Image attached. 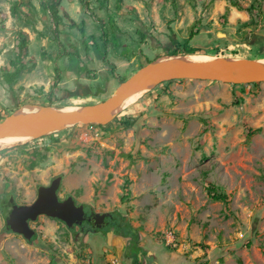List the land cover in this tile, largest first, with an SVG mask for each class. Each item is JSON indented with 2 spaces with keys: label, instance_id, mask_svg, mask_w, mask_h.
Listing matches in <instances>:
<instances>
[{
  "label": "rangeland",
  "instance_id": "obj_1",
  "mask_svg": "<svg viewBox=\"0 0 264 264\" xmlns=\"http://www.w3.org/2000/svg\"><path fill=\"white\" fill-rule=\"evenodd\" d=\"M13 1L29 23L11 16ZM41 1L52 0H0V120L26 104L47 110L101 101L158 57L264 60V0H87L88 8L60 0L59 34ZM18 30L27 33V65L12 100L1 72L16 57ZM177 43L198 51L165 55ZM71 45L79 57L66 55ZM98 86L104 92L95 95ZM57 175L60 199L72 195L92 211L124 216L139 245L158 247L165 264H264V82H163L105 124L0 148V264H104L127 241L107 243L45 215L29 223L31 240L7 232L5 195L29 204ZM210 188L228 202L212 199Z\"/></svg>",
  "mask_w": 264,
  "mask_h": 264
},
{
  "label": "water",
  "instance_id": "obj_2",
  "mask_svg": "<svg viewBox=\"0 0 264 264\" xmlns=\"http://www.w3.org/2000/svg\"><path fill=\"white\" fill-rule=\"evenodd\" d=\"M163 57L139 67L121 81L109 97L101 101L84 104L74 110H49L27 119L0 120V137L36 140L80 123L105 124L117 114L129 92L139 88L152 89L167 81L193 79L229 84L264 82V66L226 67L190 55L170 56L174 57L170 59H162ZM60 180V176H54L49 185H39L35 200L29 204H18L11 193L7 194L3 204L4 221L11 232L30 239L26 234L29 223L40 215L58 219L68 228L81 221L85 215L83 204L76 203L71 195L59 200L57 189ZM91 221L94 225H101L104 216L99 212H93ZM113 235V229H110L106 234L107 243Z\"/></svg>",
  "mask_w": 264,
  "mask_h": 264
},
{
  "label": "trees",
  "instance_id": "obj_3",
  "mask_svg": "<svg viewBox=\"0 0 264 264\" xmlns=\"http://www.w3.org/2000/svg\"><path fill=\"white\" fill-rule=\"evenodd\" d=\"M118 1H120V0H118ZM229 1L231 2L232 5H237L236 0H229ZM59 4H60V0H52L51 2L41 1L42 8L49 13V16L52 20L53 31L55 32V34H59L58 25L61 23V20H62V17L58 12L59 11L58 10ZM80 4L84 8H88L87 7L88 6L87 0H80ZM10 14L14 18H17L19 20H24L26 23H29L28 17L25 15V13H23L19 9V2L18 1H13L11 3ZM64 15H66V13ZM99 21L101 24L103 23L101 20H99ZM105 35L106 34L104 33V31H102V36H105ZM192 35H193V33H192ZM15 41H16V43H15L16 57L8 62V66L10 69L7 67H3L2 72H1V76L3 78V81L6 84V86L8 87L9 91L11 92V99L12 100L16 99V96L14 94V90L12 88V84L15 81V78L18 77V75L21 73L22 70H24L26 68V65H27V62L24 61V59H23L25 56V53L27 51V44H28L27 33L23 30H18L16 32V35H15ZM197 51H198V49L196 47H190V46H187L186 44L181 45L179 43H177L174 46V48H172L170 50L164 49L165 55H176V54H179L180 52H185V54H194ZM66 55H69V56L75 55L76 57H79L78 49L76 47H74L73 45H71L70 51L67 52ZM82 69L86 70V66L82 65ZM82 69H80V70H82ZM54 70L56 72L55 79H56V81H58L60 78V76L58 74L59 70L57 67H55ZM122 80H124V79H122ZM56 81L54 82V85L56 84ZM169 82L170 81H167L166 83H169ZM103 92H104V88L98 86L96 91H95V95L101 94ZM69 94L76 95L77 93L72 91V92H69ZM122 125H124L125 127H130L131 123H129L125 119V121L122 122ZM258 130L259 129L252 130V132L258 131ZM248 134H251V131ZM208 191L210 192V193H208V195L212 199L221 200L224 203L228 202L226 195H223L221 193H215L213 188L208 189ZM211 192H213V193H211ZM108 214L110 216L109 217V223L114 229V234L117 236H121L123 238H127L124 256L136 258L137 254L141 252V249L138 245L139 236H138L137 230L134 229L129 224V222L127 221V219L124 216L119 215L120 217L117 219L113 216V214H111V213H108ZM5 230H7V232H11L10 228L6 225H5ZM26 233H31L32 237L34 235L33 231L27 230ZM129 247H132L134 254L130 253L128 251Z\"/></svg>",
  "mask_w": 264,
  "mask_h": 264
},
{
  "label": "bare ground",
  "instance_id": "obj_4",
  "mask_svg": "<svg viewBox=\"0 0 264 264\" xmlns=\"http://www.w3.org/2000/svg\"><path fill=\"white\" fill-rule=\"evenodd\" d=\"M192 56V55H191ZM196 58H201V56L196 55L192 56ZM174 57H165L163 59H170ZM204 59V58H201ZM207 59V58H206ZM207 60L214 61L220 65L226 66V67H242V66H264V60L262 59H256L253 61H246V60H237V59H215L214 57H209ZM148 89L146 88H139L135 89L131 92H129L126 97L124 98L123 102L120 105L119 110L121 111L130 101H132L136 95L140 94L141 92H144ZM75 107H66V108H57V109H43L39 106H32V105H23L18 109V114L16 119H27L36 117L37 115L41 114L42 112L49 111V110H74ZM23 138H1L0 137V148L7 147L10 144L14 143L16 140H21ZM25 140V139H23Z\"/></svg>",
  "mask_w": 264,
  "mask_h": 264
},
{
  "label": "flooded vegetation",
  "instance_id": "obj_5",
  "mask_svg": "<svg viewBox=\"0 0 264 264\" xmlns=\"http://www.w3.org/2000/svg\"><path fill=\"white\" fill-rule=\"evenodd\" d=\"M57 176H60V175H57ZM61 177V176H60ZM52 179V178H51ZM51 179H50V181H49V183L47 184V185H49L50 184V182H51ZM60 182H61V180H60ZM59 188V187H58ZM57 191H58V189H57ZM58 195V194H57ZM6 196L7 195H5V199L3 200V202H2V206H3V204H4V202H5V200H6ZM68 196V195H67ZM66 196V197H67ZM72 196V195H71ZM65 197V198H66ZM64 198V199H65ZM59 200H63V199H60L59 198ZM74 201H75V199H74ZM76 202V201H75ZM77 203V202H76ZM78 204H82V203H78ZM83 207H84V210H85V215L82 217V219H81V221L79 222V223H77V224H74L72 227H70L71 229H75L77 226H79V228L82 230V231H84V232H87V231H90V233H98V234H100V235H104V237H106V234H107V232L110 230V229H113V227L110 225V223H109V214L108 213H106L105 215H103L104 216V221H103V223L101 224V225H94L93 223H92V221H91V218H92V214H93V212H95V211H92L91 209H90V207H87L85 204H83ZM89 223H88V222ZM86 225H89L90 226V228H85L86 227ZM29 228V227H28ZM29 230V229H28ZM113 232H114V229H113ZM27 234V233H26ZM27 235H29V234H27ZM115 235V234H114ZM30 236V239H28V240H31L33 237L31 236V235H29ZM124 260L127 262V263H129V264H134V262L135 261H137L136 260V258L135 257H124ZM129 260L131 261V263L129 262Z\"/></svg>",
  "mask_w": 264,
  "mask_h": 264
},
{
  "label": "crops",
  "instance_id": "obj_6",
  "mask_svg": "<svg viewBox=\"0 0 264 264\" xmlns=\"http://www.w3.org/2000/svg\"><path fill=\"white\" fill-rule=\"evenodd\" d=\"M113 236H117V235H113ZM139 247L141 249V252L137 254L139 259L136 258L137 261H135L134 264H165L166 261L162 259V254L160 253L161 251H159L160 249H158V247L148 248L147 250L143 249V247L140 245ZM124 248H126V242L120 247L117 246V252L114 253H116L121 258L123 262L122 264H129L124 260L125 257L124 252L122 253V250L125 251ZM129 262L131 263L130 260Z\"/></svg>",
  "mask_w": 264,
  "mask_h": 264
},
{
  "label": "built area",
  "instance_id": "obj_7",
  "mask_svg": "<svg viewBox=\"0 0 264 264\" xmlns=\"http://www.w3.org/2000/svg\"><path fill=\"white\" fill-rule=\"evenodd\" d=\"M166 240L168 243L174 244V235L172 232H166L164 234ZM121 258L114 252L106 254L105 259H104V264H122Z\"/></svg>",
  "mask_w": 264,
  "mask_h": 264
}]
</instances>
